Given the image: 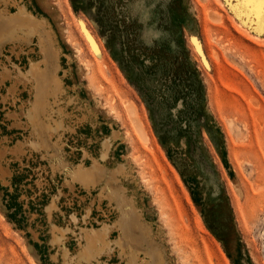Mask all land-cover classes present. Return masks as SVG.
<instances>
[{
    "label": "rangeland",
    "instance_id": "obj_1",
    "mask_svg": "<svg viewBox=\"0 0 264 264\" xmlns=\"http://www.w3.org/2000/svg\"><path fill=\"white\" fill-rule=\"evenodd\" d=\"M6 1L0 264H136L116 243L123 195L143 264H264V0ZM22 4L36 33L20 42L5 23ZM37 61L52 130L27 115ZM95 163L86 186L75 175ZM105 226L108 249L81 259Z\"/></svg>",
    "mask_w": 264,
    "mask_h": 264
},
{
    "label": "bare ground",
    "instance_id": "obj_2",
    "mask_svg": "<svg viewBox=\"0 0 264 264\" xmlns=\"http://www.w3.org/2000/svg\"><path fill=\"white\" fill-rule=\"evenodd\" d=\"M0 1H4V3H8L6 0H0ZM18 11L14 14V16L12 17H7L6 18V23L7 25H11V29L8 33V37H10L11 39H15L17 41H26L28 40L29 36L31 37H34L35 36V33H36V30H34V27L36 25V22L32 19H30V12L27 8V5L25 4H22L18 7ZM8 10V9H7ZM0 11L2 13H5V9L4 8H1ZM208 15V14H207ZM211 15L213 18H215V20H219V16L218 14L213 13V11L211 12ZM210 15V16H211ZM26 19V20H25ZM8 27V26H7ZM4 28V27H3ZM7 29V28H6ZM5 29V30H6ZM83 29L86 33V35L88 36V38L90 39V41L93 43V46L94 48L96 49V51L99 50L98 48V45L96 44L95 42V38L93 37V35L91 34V32L88 30V28L86 27V25H83ZM1 32V31H0ZM5 33V32H4ZM46 33V32H45ZM39 41L41 43V46L45 45L44 48L41 49L43 55H44V60L45 61H48L49 62V57H52L53 55H55V53H53L52 51H50V46L48 45V42H47V37L44 33L40 34L39 35ZM2 39V38H1ZM0 39V40H1ZM14 40V41H15ZM11 41V40H10ZM13 42V41H11ZM28 43V42H27ZM47 44V45H46ZM198 49L199 51H201L200 49V46L198 44ZM46 48V49H45ZM99 52V51H98ZM57 54V53H56ZM56 56V55H55ZM42 62V61H41ZM31 63V62H30ZM40 61L38 62H33L31 64V68H30V74L34 75V77L37 76V74L40 75V73L42 71H40ZM45 65V64H44ZM19 68V67H18ZM19 70V69H18ZM42 70V69H41ZM20 71V70H19ZM46 71V69H45ZM6 73V72H5ZM19 76H17V80H23V81H26L27 80V76H26V73H23L22 71L18 72ZM45 75H40L44 77V79L42 78L37 86V94H36V97H35V100L33 101L32 103V106L30 108H28V119L29 121H31V123L35 124V125H39L40 126V122H42L41 124H43L44 122L42 120H40V114L39 112L42 111V109H45L46 107L50 108L49 110L51 111V105H50V102L49 103H46V94H49L47 93V90H49L50 88H47V84L48 85H52L51 83L49 84V81L47 79V74L44 73ZM28 75V73H27ZM9 76V75H8ZM57 77V76H56ZM26 79V80H25ZM28 80L30 81H33V79H29L28 77ZM29 81V82H30ZM48 81V83H47ZM54 82V88L57 89V90H60L59 89V79L57 78H54L53 80ZM42 84H45L46 87L45 89H43L41 87ZM33 85V84H32ZM53 86V85H52ZM51 86V88H52ZM32 90V89H31ZM51 90V89H50ZM50 95V94H49ZM55 100V99H54ZM31 102V101H30ZM46 103V104H45ZM48 110V109H47ZM46 110V112H47ZM44 111V110H43ZM42 111V113H44ZM49 112V111H48ZM52 113V111H51ZM50 113V114H51ZM43 115V114H41ZM45 116H46V113H45ZM43 119V118H42ZM44 120L45 117H44ZM55 121V120H54ZM60 122V121H59ZM45 124V123H44ZM43 124V125H44ZM57 124L60 125V123L57 122ZM46 125V124H45ZM34 127V126H33ZM47 129H53V127L51 128V126L49 124L46 125ZM42 128V127H41ZM40 128V130H41ZM33 129V128H32ZM36 129V128H35ZM38 129V128H37ZM44 130V129H43ZM41 132H44V131H41ZM37 134V133H36ZM49 134H50V131H49ZM39 136V135H38ZM55 136V135H53ZM34 140V139H33ZM34 143V142H33ZM37 144V143H36ZM18 150V149H17ZM95 161V160H94ZM98 164V163H97ZM97 164L95 163L94 164V168L92 167L90 170L88 168H80L77 175V178L87 186V184H90V183H96L98 179L101 178V174H99L98 172V168L97 167ZM99 166V165H98ZM74 177V176H73ZM72 177V178H73ZM100 181V180H99ZM98 181V182H99ZM80 182V183H81ZM69 186V185H68ZM73 186V185H71ZM103 191L106 193L108 192L107 196H110V197H114L115 195L113 193H111L110 191H108L107 189V185L104 186L103 188ZM101 193V192H100ZM103 195V193H102ZM54 204L51 206L53 207ZM55 207V206H54ZM120 207H121V215L119 217V220L117 221V227L120 231V235L119 237H121L120 239H118V241L116 242L117 244H119L123 249H124V246H128L127 249L129 250L128 251V257H129V261H134L136 264H143L139 261V250H140V241H139V238L138 237H141L137 232H136V225L134 224L133 220H132V213L136 214L135 212V208L132 207L130 205V201L127 199V197L125 195L122 196V198L120 199ZM117 220V219H116ZM115 222V221H114ZM104 223V222H103ZM106 225V224H105ZM58 228L54 227V232L57 231ZM108 229V226H105L103 230H101V232L99 231H96V230H91L92 233H90L88 235V237L91 239L92 243L87 246L84 247V250L80 252V258L81 259H91L94 257L96 251L94 252L93 250L96 249L97 250V253L100 252V251H105L106 249H108V247L110 246V242L105 240V237H107L108 235V232L106 233ZM57 233V232H56ZM61 233V232H60ZM88 233V232H87ZM86 236V235H85ZM146 237V236H145ZM149 237V236H148ZM57 240H61L62 237H55ZM86 240V239H85ZM89 240V239H88ZM87 240V241H88ZM96 241L101 243V246L99 245L98 246V243L96 245ZM114 242V241H113ZM112 242V243H113ZM88 243V242H87ZM110 249V248H109ZM66 251V250H65ZM142 251V250H141ZM67 252V251H66ZM65 252V257L68 256V254ZM122 252V251H121ZM145 252V251H144ZM78 256V255H77ZM68 258V257H67ZM66 258V259H67ZM81 261V260H80ZM149 264H163V258H162V255L161 253H152V260H150V262H148Z\"/></svg>",
    "mask_w": 264,
    "mask_h": 264
}]
</instances>
